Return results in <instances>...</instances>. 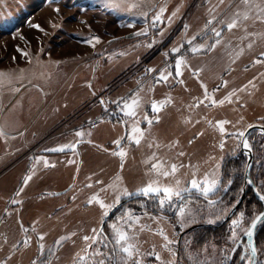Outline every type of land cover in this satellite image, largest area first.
I'll return each instance as SVG.
<instances>
[{"label": "rangeland", "instance_id": "rangeland-1", "mask_svg": "<svg viewBox=\"0 0 264 264\" xmlns=\"http://www.w3.org/2000/svg\"><path fill=\"white\" fill-rule=\"evenodd\" d=\"M128 2L144 7H111L108 0H0V73L5 74L0 77V115L7 111L6 117L15 124L27 120L31 128L72 116L64 129L77 127L72 134L61 135L78 138L82 131V137L90 139L75 140L71 145L76 147L58 153L54 161L41 156L44 148L31 154L30 161L36 160L37 165L27 184L26 166L21 163L0 175V180L14 181L13 206L8 207L10 199L0 196V214L7 212L0 223V264L227 261L229 247L234 245L231 232L226 239L213 238L207 244L196 241L194 247H186L193 245L192 231L180 240L179 253L175 246L195 224L223 223L231 208L217 220V210L223 205L219 201L210 204L208 198L219 196L228 181L222 179L223 164L236 153L239 133L264 122V18H258L255 7L251 11L248 7L264 6V0H248V4L245 0ZM161 6L166 10L153 25L152 17ZM142 12L147 13V20ZM236 13L241 15L238 26L228 29ZM209 20L212 23L205 28ZM212 28L221 32L219 38ZM145 30L146 34L138 35ZM216 39L220 43L210 48ZM201 44L204 49L191 51ZM174 48L180 52L173 53ZM179 55L186 63L176 76ZM161 73L172 75L157 82ZM202 85L207 87V99ZM213 99L224 103L213 104ZM121 100L138 101L135 117L120 111ZM153 102L160 111H152ZM218 121L228 122L224 124L227 135L220 132ZM134 126L144 132L139 144L128 138ZM117 140L120 147L114 143ZM121 149L126 152L123 158L118 155ZM173 164L177 171L163 176ZM38 167L49 168L42 172ZM206 174L222 180L220 189L209 197L191 189L182 192L186 196L180 202L174 197L163 210L158 196L153 195L158 199H153L155 203L149 200L157 212L174 211V218L153 211L133 215L131 211L140 209L144 201H131L116 209L100 233L107 215L98 203L87 204L96 195L112 205L109 213L124 189L140 196L137 189L152 181L161 187H175L179 181L183 189L194 176L202 180ZM128 197L121 195L119 202ZM181 204L187 210L183 218L177 215ZM230 220L228 229L233 226ZM113 225L133 237L129 242L138 251L132 257L115 243ZM245 226L236 230L237 236ZM85 236L90 239L85 241Z\"/></svg>", "mask_w": 264, "mask_h": 264}, {"label": "snow or ice", "instance_id": "snow-or-ice-1", "mask_svg": "<svg viewBox=\"0 0 264 264\" xmlns=\"http://www.w3.org/2000/svg\"><path fill=\"white\" fill-rule=\"evenodd\" d=\"M245 3L248 4V0H245ZM108 6H111V7L127 6L129 9H137V8L144 7V4L140 3V2L129 3L128 0H108ZM248 7H249V11H251L252 7H255L257 12L259 13L258 18H264V6L249 4ZM165 10L166 9L163 6L160 7L159 12L156 13L152 17L153 25H155L157 22H159L161 20V16L165 12ZM55 11L58 12L59 9L57 8V9H55ZM141 15H143L145 17V19L147 20V13L142 12ZM174 15H175V13H173V16ZM248 18H249L248 17V12H245L243 14V19L247 20ZM169 19H171V17ZM213 19H215V17H213ZM240 19H241L240 13L234 14V16L231 18V21L229 23H227L226 27L228 29H233L234 27H237L238 26V22L240 21ZM211 23H212V20H209L205 24V28H207L208 25H210ZM129 26H131V25H129ZM36 27H39V25H37ZM211 30H212V32L215 33L217 38H219L221 36V32L217 31L215 28H212ZM141 34H146V30L143 33H138V35H141ZM94 39L98 40L99 38L95 37ZM87 42L91 43V40H89ZM219 43H220V39H216V41L210 45V48H215L216 45H218ZM249 46H251V45H249ZM204 48H205V45L201 44V45H199L197 47H193L191 49V51L193 53H196V52H198V51H200V50H202ZM172 52L173 53H179L180 52V48H174V49H172ZM25 55H27V54L25 53ZM261 56L264 57V53H261ZM257 62H260V61H257ZM184 63H186L184 57L182 55L177 56L176 61H175V75L176 76H180L181 75V66ZM148 71H153V70L149 69ZM4 75L5 74L0 73V77H3ZM170 75H172V73H168L167 76L164 75L163 73H161L157 82H159L160 80H165L166 81L168 79V76H170ZM181 82H183V81H181ZM224 84L226 85L227 81H224ZM202 87H204L205 98L207 99L208 98L207 97V87H206V85H202ZM211 102L213 104H215L217 102L220 103V104L224 103L223 100L216 101L215 99H213ZM101 103L103 104L104 101L101 100ZM119 103L122 105L121 108H120V111L123 112L126 116H129V117H135L136 116V112H135L134 109L138 106V101L137 100H132L131 102L125 101V100H121V101H119ZM160 103L163 104V103H166V101H161ZM151 107H152V111L153 112L160 111V108L158 107L156 102H153ZM145 119L147 120V123L149 125L152 124V122H153L152 120H149L147 118H145ZM217 123L219 125L220 132L227 135L226 129L224 127V124L228 123V122L227 121H218ZM143 134H144L143 129H141L140 127L134 126L132 128L131 133L129 134L128 138L130 140L134 141L136 144H139L140 143V139L143 137ZM0 135H4V132H3L2 128H0ZM77 135L83 136L84 133L81 131V132H78ZM239 135L243 136L244 134L243 133H239ZM114 143L119 145L121 143V141L117 140V141H114ZM75 147H76V145H74V144L73 145H65V146H62V147H60L58 149H53V150L54 151H56V150L64 151L65 148L74 149ZM221 147H223V144H221ZM244 147L246 149L249 148V145H248L246 140L244 141ZM118 155L121 158H123L124 156H126V152L123 149H121L118 152ZM180 155H183V153H180ZM153 167H156V165H153ZM121 168H123V163L121 164ZM176 171H177V167H176L175 164H173L172 167H171V172L164 171L162 173V175L167 177L169 175L174 174ZM30 179H31V177H27L24 180V184H27ZM97 183H101V182L97 181ZM179 183H180L179 181H176V186L175 187H173V186L161 187V186H159V183L157 181H152V182H149L148 184H146L144 187H142L140 189H137V193L138 194H142L145 197L152 196V195L158 196L159 197V200H158L159 207L161 208V210H163V208H164L166 203H168L171 206L173 198L174 197L181 198L182 197V192H184V191H191V189H196L203 196L209 197V196L215 194L220 189V187L222 186V180L219 177H215V176L209 177L207 174L204 176V178L202 180H198L194 176L191 179V181L189 182V185L186 186L183 189H181L179 187ZM231 183H232V181L228 180V185H231ZM247 183L248 184H252L253 180L249 177L248 180H247ZM87 186L91 187V185H87ZM22 191H23V188L20 189V192H22ZM19 194L20 193L18 192L17 195H19ZM121 195L131 196L132 193H130L126 189H124L120 193V195L116 196V200H115L116 203H119ZM258 195H259V199L261 201H264V181H261L260 188L258 190ZM73 199H75V197H73ZM94 202L98 203L99 206L102 209H104V215H107L108 214V210L112 207V205L106 204L103 200H100L99 197L96 196V195H93L90 199L87 200V204H89V205L93 204ZM14 203H19V201H14ZM209 203L213 204V203H216V202L209 200ZM177 207L179 209L177 215H179L180 217L183 218L186 215V212H187L185 206L181 204V205H178ZM217 211H218L219 214L216 216V219L220 220V219L224 218V216L227 214L229 209L227 207H223V208L218 209ZM243 216H244V213H240V218L239 219H232L231 220V224L233 225V230L231 232V237L233 239V242H235V239L237 237V232H236L235 228L239 227L242 224ZM262 221H264V211H260L258 214H256L251 219L250 226H248V227H246L244 229V231H245V233H246V235L248 237L249 245H250V252L248 251V249H246L245 250V255L241 257L242 260L246 261V264H259V261L257 259V257H258L257 248L251 242H252L253 233H254V230H255L257 224L262 222ZM113 228H114L115 233H116L115 243L117 245H120L121 251L124 254H126L127 257H129V258L132 257L134 252L138 251L135 248V246L132 243L129 242L131 239H133V237H130L126 231H122L120 229H117L115 227V225H113ZM161 234L163 235V232H161ZM40 239L43 240V235L40 236ZM63 239H65V238L61 237V240H63ZM83 239L85 241H88L90 239V237L85 236ZM165 239H167V237H165ZM57 243H59V241ZM40 248H41V251H43V245H41ZM156 258L159 259V255H157ZM100 264H103V261H100Z\"/></svg>", "mask_w": 264, "mask_h": 264}, {"label": "crops", "instance_id": "crops-1", "mask_svg": "<svg viewBox=\"0 0 264 264\" xmlns=\"http://www.w3.org/2000/svg\"><path fill=\"white\" fill-rule=\"evenodd\" d=\"M6 113L0 115V128L3 129L4 135H0V175L4 170H8L13 165L26 166V177L30 176V173L36 169L37 161H30L31 154L36 155L41 149V156L46 159L54 161V156L62 152L72 151L69 148H65L64 151H54L62 145H68L67 142L74 143L77 139H83L88 141L90 139H84L82 136L78 138L74 135L73 138H69L63 135L72 134L71 130L77 126L64 129L65 125L72 122L70 116L67 120L62 119L60 122L58 119L49 122H43L31 128V122L27 120L22 121L21 124H15V120L11 119L10 116L6 117ZM29 115V114H28ZM59 132V135L51 136V133ZM63 134V135H61ZM49 138H51L50 141ZM50 143V144H49ZM236 151V150H235ZM234 151V152H235ZM33 155V156H34ZM18 163V164H17ZM49 167L41 168L38 167V171L46 172ZM2 176H0L1 179ZM42 180L45 181L43 178ZM14 181L7 179L0 180V196L5 198L4 200L10 199L8 207L13 206V198H11V191H13ZM44 186V185H43ZM183 194V193H182ZM7 212L0 214V223L4 219ZM30 226V225H29Z\"/></svg>", "mask_w": 264, "mask_h": 264}, {"label": "flooded vegetation", "instance_id": "flooded-vegetation-1", "mask_svg": "<svg viewBox=\"0 0 264 264\" xmlns=\"http://www.w3.org/2000/svg\"><path fill=\"white\" fill-rule=\"evenodd\" d=\"M262 123H264V122H262ZM254 132H255V135L252 137L251 134H253ZM251 134L249 136V140H250V146H251L252 151H253V162H252V167H251V171H250V177L253 180V183L252 184L245 183V171H246V166H247V155H245L240 150V144H239V147L236 150V156L240 155V154L245 156V170H244V175H243V181L242 182H235L233 180V177H231L232 179H230V180L232 181V183H231V185H229V188H228V191L226 192V194L219 201L222 205L224 204L223 207H227L228 206L227 195L231 191L232 188H234L235 189L234 192H236L235 193V199L232 202L233 205L239 200V198L242 195H244L243 201H242L238 211L234 215V217H237L239 219L240 218V213H244L243 222H242V224L239 227H236L235 230H238L240 228L242 229V226H244V225H246L245 228L250 226L251 219L256 214H258L260 211L264 210V201H261L259 199V195H258V190L260 188L261 181H264V176L261 174V176L259 177L258 180L255 179L252 176V169L256 165V162H257V165L259 166L258 169H260L262 167V165L264 164V134L259 132V131H257V130H254ZM256 141L259 142V146H260L259 150H260V154H261L260 159H258L257 161H255V150H254V144L256 143ZM227 185H228V181L225 183L224 189L227 187ZM223 190L221 191V193L223 192ZM233 205L230 206V208H232ZM160 213L166 215L169 218H174V215H175V214L172 215V214H169V213H166V212H162V211H160ZM263 224H264V221H262L257 226L256 236H257V233H258V230H259L260 226L263 225ZM194 229L190 230V231H187L188 229H186L184 231V233L182 234V236L179 239L178 244L175 246V247L178 248L177 249V253H179L181 251V249L179 250V247H182L180 240L183 238V236H185L186 234H188V233H190L192 231H193V234L191 235V241L193 242V245L189 244L186 247H194L195 246L196 238L194 237ZM232 230H233V226L231 227L230 232H232ZM244 234H245V231L241 232L240 234L238 233V236L235 239L234 245L239 241V239ZM233 246L229 247L228 258H227V261H226L225 264H228V259L230 257V253H231V251L233 249ZM256 246H257L256 248H257V251H258V258L257 259H258V261L261 264H264V247H260L258 245L257 238H256ZM246 249H248V251L250 252L249 244L247 243L246 238H244L242 243H240L239 246L236 248V250H235V252L233 254V257H232L231 264H246V261L241 259V257L245 255V250ZM261 254H262V256H261Z\"/></svg>", "mask_w": 264, "mask_h": 264}, {"label": "trees", "instance_id": "trees-1", "mask_svg": "<svg viewBox=\"0 0 264 264\" xmlns=\"http://www.w3.org/2000/svg\"><path fill=\"white\" fill-rule=\"evenodd\" d=\"M254 135H255V132L253 134H251L252 137ZM259 147H260L259 146V142L256 141V143L254 144L255 161H257L261 157ZM258 167L259 166L257 165V162H256V165L252 169V176L255 179H257V180L259 179L261 174L264 176V164L262 165V167L260 169H258ZM244 170H245V156H243L241 154L236 156V153L233 154V155H230L224 161L223 171H222V179L224 181H227V180L232 179L231 177H233V180L235 182H242L243 181ZM234 190L235 189L232 188L231 191L227 195L228 206H229V207L227 206L228 209L230 208V206L233 205L232 202L235 199V193L236 192H234ZM150 199H152L151 202H154V203H155V201H153V199L154 200H158L153 195L152 196H148V197L140 195V196L134 198L133 200H131V201H134V202L139 201V200L140 201L141 200L144 201L143 204H140V209H137V210L133 209V211H131V214L134 215L135 213H142V212H145V211H153V212H156V213H160V212H157V208L156 207L152 206L153 203H151V202L149 203ZM131 201H129V202H131ZM223 206H224V204H223ZM170 212L168 211L166 213H169V214H172V215L175 214L174 211H170ZM112 214L110 215V217H112ZM110 217H109V219H110ZM109 219H108V221H109ZM193 229H194V233L196 235H197V233L199 231H202V232L198 233V235H197V239H196V241H198V243L196 242L197 244H207L213 238L214 239H222V236H223V238L226 239L228 237V234L230 233V229H228V223H226V224L222 223V224L215 225V226H211L209 224V225H203V227L200 224H195L194 226L188 228L187 231H190V230H193ZM256 238H257L258 245L260 247H264V224L260 226ZM261 256H262V254H261ZM114 259H115V256L113 257V260ZM259 264H261V263L259 262Z\"/></svg>", "mask_w": 264, "mask_h": 264}, {"label": "water", "instance_id": "water-1", "mask_svg": "<svg viewBox=\"0 0 264 264\" xmlns=\"http://www.w3.org/2000/svg\"><path fill=\"white\" fill-rule=\"evenodd\" d=\"M254 130H257L261 133L264 134V124L262 123H255V124H252L250 125L246 130L245 132L243 133L244 135L241 137V140H240V150L245 154L247 155V166H246V171H245V183H247V180L248 178L250 177V171H251V167H252V162H253V151H252V148L250 146V140H249V136L250 134L254 131ZM247 141L248 145H249V148H245L244 147V141ZM122 143H120L119 145H117V147H120ZM251 178V177H250ZM228 188H229V185H227V187L223 190V192L215 197V198H208V201L211 200V201H215V202H218L221 200V198L226 194V192L228 191ZM139 195L137 196H130L124 200H122L121 202H119L118 204L114 205V207L109 211V213L107 214V216L104 218L103 220V223L100 227V233L101 232H104L105 230V226L108 222V219L110 217V215L119 207V206H122L123 204L133 200L134 198L138 197ZM186 194H183L181 198L178 199V201L180 202L183 197H185ZM243 198H244V195H242L239 200L233 205V207L231 208V210L228 212V214L226 215L224 221H223V224H226L234 215L235 213L238 211L242 201H243ZM264 211V210H263ZM261 223V222H260ZM258 223L257 226L260 224ZM257 226L254 230V233H253V237H252V244L256 246V229H257ZM246 238V241L247 243L249 244V240H248V237L246 235V233L239 239V241L233 246V249L230 253V257L228 259V264H231L232 262V257H233V254L236 250V248L239 246L240 243H242L243 239ZM249 249H250V245H249ZM258 258V257H257Z\"/></svg>", "mask_w": 264, "mask_h": 264}]
</instances>
